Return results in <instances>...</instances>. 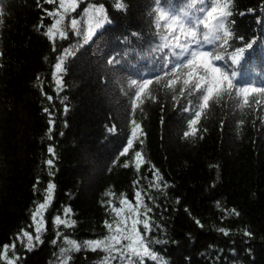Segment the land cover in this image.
I'll list each match as a JSON object with an SVG mask.
<instances>
[{
	"label": "trees",
	"instance_id": "obj_1",
	"mask_svg": "<svg viewBox=\"0 0 264 264\" xmlns=\"http://www.w3.org/2000/svg\"><path fill=\"white\" fill-rule=\"evenodd\" d=\"M88 2L80 3L71 16L82 13ZM92 2L104 3L112 22L98 29L88 44L69 32L68 39L56 40L54 52L44 34L52 19L43 20L44 28L40 24L42 8L56 5L44 0H0V255L5 243L15 241V250L8 253L13 264H64L60 249L70 247L68 240L82 243L108 235L104 222H111L113 216L109 199L120 207L123 194L134 205L135 191L142 189L144 202L153 209L149 215L154 224L163 226L151 238L169 241L150 247L167 264H264V97H258L260 111L253 106L243 113L227 97L212 103L201 116L196 136L184 138L188 114L174 106L171 91L162 87L164 80L155 83L163 62L154 51L159 42L153 27L154 0H120L124 10H116L113 0ZM189 3L192 0H162L176 13H193ZM231 9L234 15L229 19L235 21L237 34L256 43L240 63L228 67L237 71L241 84L264 85V0H232ZM65 48L73 49L74 55L65 58L58 96L54 64ZM111 59L117 63L108 64ZM149 78L156 100L146 99L130 116L125 91L132 80ZM181 104L186 106V101ZM45 108L54 112L52 140ZM130 119L141 125L142 143L134 142V148L117 159L130 135ZM113 124L115 134L109 131ZM50 144L57 153L53 176L44 163L51 158ZM137 150L145 161L139 171L133 163ZM126 161L127 168L122 166ZM152 166L163 176L161 185L167 182L168 187H149ZM49 180L56 187L44 212L43 242L33 240L28 251L16 236L21 229L35 235L29 227L31 213L43 202ZM63 207H71L73 227L54 224L56 215L65 218ZM232 209L239 216L229 215ZM221 227L228 236L218 231ZM138 229L143 232L142 225ZM245 230L253 234L251 238L243 235ZM68 255L67 264H103L105 257L108 264H121L99 249L81 248ZM144 264L157 262L145 258Z\"/></svg>",
	"mask_w": 264,
	"mask_h": 264
},
{
	"label": "snow or ice",
	"instance_id": "obj_2",
	"mask_svg": "<svg viewBox=\"0 0 264 264\" xmlns=\"http://www.w3.org/2000/svg\"><path fill=\"white\" fill-rule=\"evenodd\" d=\"M83 2L84 0H44V3L56 5L51 10L43 9L41 5L44 15L41 17L40 27H45L43 24L45 18L52 19L51 25L46 27L44 34L52 43L54 52L56 51V40L68 39L69 32L81 38L83 44H88L98 29L102 28L105 23L112 22L108 17L105 4L92 2V0L83 8L82 13L72 17L71 13L76 12L80 3ZM113 3L116 10L125 9V4L120 0H113ZM154 4V35L159 41L154 51L161 54L159 59L163 62L161 64L162 75L159 73L155 75V83L159 85L164 80L162 87L171 91L172 100L175 102L174 106L188 114L189 118L186 123L189 130L183 132V137L196 136L199 131L197 125L202 114L212 103L219 104L225 97L231 99L234 108L241 113L246 108L251 109L253 106L256 111H260L262 105L258 97H264V85L241 84L237 71L228 67L229 64L240 63V58L245 55L247 50L253 49L256 43L255 40L245 42V37L237 34L235 21L229 19L234 15L231 9L232 0H198V6L197 0H192V3L187 5L189 9H195L191 14L188 11L176 13L173 9L162 5V0H154ZM253 11V9H248V13ZM245 14L239 13L241 16ZM66 19L68 20L67 25L64 23ZM260 22L258 19L257 23ZM229 49H234V51L229 52ZM71 55H74L73 49H63L54 64L53 80L58 96L63 90V79L59 74L65 71L63 66L65 58ZM115 63H117L115 59L108 61L110 65ZM152 84L153 79L149 78L139 83L132 80L128 85L129 91H125V95L129 96L130 116L134 115L136 109L140 108L146 99L155 102L156 97L152 95L150 89ZM47 99L51 101L52 96H47ZM67 99V96L63 98L64 101ZM182 100L186 101V106L181 104ZM68 110V106L65 105L64 113L66 114ZM44 111L49 114L48 138L52 140L51 133L55 128L54 112H49L47 108ZM129 122L131 125L130 135L126 138L125 145L118 153L117 159L128 154L129 150L134 148V142L142 143L141 125L135 119H130ZM261 122L264 123V121ZM243 123V120L238 122L240 126ZM109 131L115 134L116 126L113 124ZM60 135L63 133L61 132ZM47 152L51 158L46 159L44 163L48 166L49 176H53L52 169L55 167L57 159L55 145L50 144L47 147ZM144 162L142 152L135 151L133 163L137 171ZM122 166L127 168L129 163L126 161ZM150 170L152 171L150 188L161 190L162 187H168L167 182L161 185L163 176L158 169H155V166H152ZM138 183L139 180L134 181V184ZM37 184H39V179H37ZM212 186L215 187L214 184ZM55 187V183L49 180L43 202L38 203L31 213L32 224L29 227L34 228L35 235L21 229L16 236V240H19L28 251L34 247L33 240L43 242L41 234L45 231L44 212L53 200ZM33 188L35 193L37 186L34 185ZM106 195L111 197L114 194L106 193ZM151 199L152 197L149 196V200ZM118 203L120 207H116L111 199L108 200L109 208L113 213L112 221L105 220L104 222L108 235L103 238L84 240L82 243L68 240L67 244L70 247L60 249L64 264H67V261L71 259L68 255L70 251H80L81 248L92 251L102 250L108 253L113 260L119 258L121 264H144L145 258L155 261L157 264H167L165 259L150 247L152 244H168L169 241L151 238V233L157 230L162 232L163 226L154 224L149 215L153 209L144 202L142 189L135 191L134 205L123 194L118 199ZM217 206H219L218 202ZM185 211L187 212L188 209L185 208ZM63 214L65 217L63 219L60 215L55 216L54 224L57 227L60 225L73 227L76 221L71 218V207H63ZM228 214L239 216V212L235 209H232ZM195 224L203 228L199 219H195ZM138 225H142L143 232L138 229ZM218 231L224 236L229 235V231L223 227ZM243 235L251 238L253 234L245 230ZM53 243L55 244V241ZM15 248V241L11 245L5 243L0 260L7 261V264H13V260L8 258V253ZM233 251L235 250L233 249ZM113 253H116L117 256H112ZM103 264H108V257L104 258Z\"/></svg>",
	"mask_w": 264,
	"mask_h": 264
}]
</instances>
